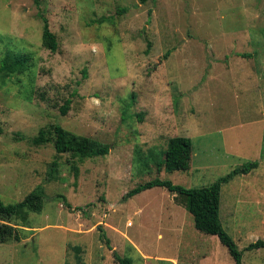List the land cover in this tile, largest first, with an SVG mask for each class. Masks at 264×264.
<instances>
[{"label":"rangeland","instance_id":"374dc122","mask_svg":"<svg viewBox=\"0 0 264 264\" xmlns=\"http://www.w3.org/2000/svg\"><path fill=\"white\" fill-rule=\"evenodd\" d=\"M55 125L111 150L59 154ZM41 130L51 142L35 145ZM177 137L191 140L188 168L158 171ZM251 161L223 185L220 217L243 264H264V249L245 251L264 240V0H0V198L47 194L26 238L0 243V264H118L114 251L134 264H207L208 253L235 264L168 189L124 197L155 178L205 187ZM182 209L189 220H169Z\"/></svg>","mask_w":264,"mask_h":264},{"label":"trees","instance_id":"16d2710c","mask_svg":"<svg viewBox=\"0 0 264 264\" xmlns=\"http://www.w3.org/2000/svg\"><path fill=\"white\" fill-rule=\"evenodd\" d=\"M145 1V0H143ZM43 33L42 45L51 52H56L59 48L58 41L50 30L47 18H43ZM168 55V53H167ZM166 57V55H165ZM18 64L22 65L20 61ZM70 101L61 108L63 115L67 114ZM54 148L59 154L69 153L73 157L95 158L106 156L111 150V146L103 144L98 140L73 134L60 125L53 127ZM51 142L46 130H41L39 135L33 139L35 145H43ZM192 152L191 140L188 138L177 137L169 142V148L166 151L165 158L162 162L157 163L158 171H161L164 166L169 170H178L188 168L190 155ZM259 161H251L236 167L230 174L221 177L216 182L201 188H186L181 185H176L169 180L155 178L153 180L141 183L131 189L125 199L132 198L146 190L162 187L182 198V203L186 210L192 214L195 228L207 235L217 236L221 243L228 248L231 257L235 264H243V251H241L235 240L225 230L220 217L221 207V191L224 184L228 183L235 175H246L255 169L259 168ZM59 169L58 161H53L48 176L50 180L57 178ZM66 199L64 196H60ZM47 194L44 186L39 185L31 191L23 200L16 203H5L0 198V243L6 244L12 241L21 242L26 238V230L21 227H27L30 213H41L44 209ZM65 202H67L65 200ZM81 210V208H78ZM20 222L15 224L14 222ZM18 225V226H17ZM103 238L107 247L112 249L111 240L106 234ZM264 249V240L259 239L256 242L250 243L245 251ZM114 259L118 264H134L132 258L121 256L114 251ZM78 264H84L80 255H77Z\"/></svg>","mask_w":264,"mask_h":264},{"label":"crops","instance_id":"0c3cea01","mask_svg":"<svg viewBox=\"0 0 264 264\" xmlns=\"http://www.w3.org/2000/svg\"><path fill=\"white\" fill-rule=\"evenodd\" d=\"M189 217H190L189 214H187V212H185L182 209L181 211L177 212V215L176 214L174 216L170 215L169 220H176L177 224H183L184 222L190 219ZM204 259L205 262H207V264H219L218 259H216L211 253L206 254L203 257V260Z\"/></svg>","mask_w":264,"mask_h":264}]
</instances>
